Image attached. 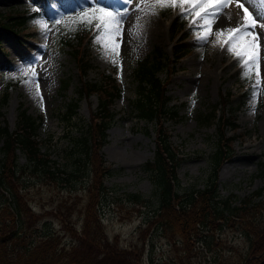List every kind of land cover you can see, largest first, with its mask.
<instances>
[{
    "label": "rangeland",
    "instance_id": "374dc122",
    "mask_svg": "<svg viewBox=\"0 0 264 264\" xmlns=\"http://www.w3.org/2000/svg\"><path fill=\"white\" fill-rule=\"evenodd\" d=\"M237 3H243L258 24L264 23V0H233L224 9L237 15L232 28L241 26L244 18ZM100 7L117 14L119 31L115 27L108 30L103 25L97 27L100 21L95 17L100 14L93 9ZM31 9L39 12L19 32H12L0 23V124L6 121L9 129H13L20 108L40 115L37 138L42 150L59 167L74 170L79 165L75 160L79 151L73 137L89 122L90 109L97 104L95 94L88 97L79 94L81 75L72 55L73 47H79L92 64L87 79H97L101 71L113 72L123 88L112 105L117 114L101 147L102 159L114 169L105 180L110 190L98 208L109 240L116 235L117 243L131 251L134 264H233L236 256L230 252V246L243 252L246 237L232 224L202 230L204 234H200L201 238L198 234V241L187 256L171 249L170 239L153 228V223L146 229L145 220L157 205L151 179L142 164L153 156L155 132L150 123L146 128L144 120L132 111L131 102L137 91L133 69L154 48L162 51L165 65L158 75L167 81L169 104L178 108L177 120H168L166 125L172 143L184 156L177 168L183 188L202 186L210 172L209 155L217 139L215 120L208 125L200 124L198 115L218 103L222 94L229 93L230 104L225 107L237 122L238 127L233 130L237 136L231 142L234 154L219 166L217 188L221 195H231L238 201L264 187L260 165L264 157V28L258 26L254 30L258 35V47L254 49L257 76L252 63L245 66V60L251 57L231 53L229 43L221 48L224 37L227 41V31L221 37L210 35L206 41L198 38V34H203V21L194 14L203 11L199 3L194 7L189 3L159 7L154 0H0V17ZM141 10L155 13L149 17H154L158 29L152 28L148 34L133 22V15ZM85 12L87 15H83ZM176 17L184 20V26L173 34L171 23ZM90 20L95 21V30L78 44L73 35L76 24ZM59 27L68 31V42L61 37ZM175 45L183 48L179 58H172ZM168 65L173 66L170 71ZM250 77L253 83L248 91L246 80ZM8 81L10 84L6 86ZM4 90L7 100L2 102ZM73 99L78 100L77 113L68 119L64 112ZM226 133L232 130L227 128ZM19 162H25L21 153ZM80 169L83 174L81 165ZM83 181L60 182L58 178L44 177L41 172L27 168L23 171L20 190L35 215L27 227L31 238L54 232L65 245L76 242L75 236L81 234L82 228ZM129 191L143 193L146 203H130L124 196ZM256 264H264V259Z\"/></svg>",
    "mask_w": 264,
    "mask_h": 264
},
{
    "label": "trees",
    "instance_id": "16d2710c",
    "mask_svg": "<svg viewBox=\"0 0 264 264\" xmlns=\"http://www.w3.org/2000/svg\"><path fill=\"white\" fill-rule=\"evenodd\" d=\"M38 12L31 9L9 13L0 17V23L12 32H19L25 22ZM171 26L174 28L173 34H177L182 30L184 20L176 17ZM94 27V20L77 23L73 31L76 42L82 43L91 35ZM59 30L61 37L68 42V31L62 27ZM182 54L183 48L175 45L172 58H179ZM72 55L81 75L79 94L85 97L95 94L97 98L95 108L90 109L89 122L78 136L73 137L74 146L79 151L75 157L79 165L74 170L66 171L59 167L49 153L42 150L37 138V129L42 122L40 115L34 116L25 108H20L13 129H9L6 121L0 124V264H134L131 251L117 243L116 235L109 240L98 210L103 197L110 190L105 180L114 172L111 165L102 159L101 147L107 141L106 130L117 114L112 105L123 88L113 72L101 71L97 79H87V72L92 68L89 58L79 51V47H73ZM163 65L162 51L154 48L149 55L138 60L133 69L137 91L131 102L132 111L138 119L144 120L146 128L150 123L155 132L153 156L142 164V169L151 179L157 205L153 214L145 220L146 229L153 223V228L170 239L171 249L187 256L198 241L197 236L204 234L202 230L232 224L246 237L243 252L230 246V252L236 256L234 263H259L264 259V187H258L238 201H234L231 195H221L217 188L219 166L234 154L231 142L237 136L233 131L238 127L237 122L225 107L230 104L229 93L222 94L218 103L213 104L206 113L198 115L200 124L208 125L215 120L217 139L209 155L210 172L202 186L193 184L183 188L177 168L184 156L172 143L166 125L168 120H177L178 108L169 104L167 81L158 75ZM172 68V65L167 66L168 71ZM246 81L249 91L253 77ZM8 82L6 86L10 84ZM66 84L67 81H64L63 85ZM6 100L7 92L4 90L2 102ZM77 108L78 100H71L64 115L70 119L77 113ZM227 128L232 133H226ZM19 153L24 155V163L19 162ZM260 165L264 173V157ZM26 168L41 172L46 178H58L60 182L84 180L82 190L85 198L80 208L82 228L81 234L75 236L74 244L65 245L54 232L37 238L29 236V219L32 216L34 219L35 215L19 185ZM124 196L134 205L147 201L141 192L129 191Z\"/></svg>",
    "mask_w": 264,
    "mask_h": 264
},
{
    "label": "snow or ice",
    "instance_id": "6c2138e0",
    "mask_svg": "<svg viewBox=\"0 0 264 264\" xmlns=\"http://www.w3.org/2000/svg\"><path fill=\"white\" fill-rule=\"evenodd\" d=\"M154 2L155 5L159 7H176L178 5H183L184 3H189L190 6L194 7L197 3H199V6L203 11L195 12L194 14L203 21V24L201 25L203 34H198V38L206 41L208 36L211 34L212 23L218 19L221 14H223V10L228 8L233 3V0H154ZM237 7L244 13L242 24L241 26L227 30L228 38L225 42L229 43V51L231 53L237 55L238 57H251V60H245V66L252 63L256 70V75L258 76V63H256L257 57L254 51V49L258 47L256 44L258 35L254 30L258 26L264 28V23L258 24L257 18L249 12L248 8H246L243 3H237ZM93 11L100 14L95 17L100 21V24L97 25L98 28L103 25L105 30L115 27L116 30L119 31L118 24L120 20L117 14L107 11L103 7L94 8ZM151 14L155 13L153 12ZM83 15H87V12ZM218 35H225V30L221 29ZM99 39L100 37L98 36L97 40ZM116 47H118V45ZM37 94L39 95L38 85Z\"/></svg>",
    "mask_w": 264,
    "mask_h": 264
},
{
    "label": "bare ground",
    "instance_id": "6f19581e",
    "mask_svg": "<svg viewBox=\"0 0 264 264\" xmlns=\"http://www.w3.org/2000/svg\"><path fill=\"white\" fill-rule=\"evenodd\" d=\"M207 10V9H204ZM151 13V12H150ZM150 13H147L145 10H141L139 14H134L133 15V22L137 23L138 26L146 31L148 34L151 33L152 28H157L158 23L156 20L153 18H150ZM237 15L233 13V11H225L223 10V14L219 16L218 19H216L211 26V34L210 35H216L219 36L218 33L220 32L221 29L227 31L228 29H232V24L237 22ZM158 29V28H157ZM209 35V36H210ZM215 36V37H216ZM227 36V32H226ZM221 37V36H219ZM226 38L224 37L223 43L221 48L223 49V46L225 45ZM263 41V40H262ZM226 49V48H225ZM264 50V47H263Z\"/></svg>",
    "mask_w": 264,
    "mask_h": 264
}]
</instances>
